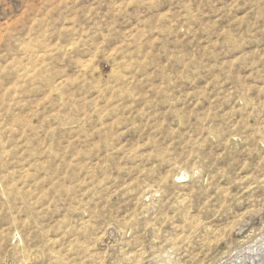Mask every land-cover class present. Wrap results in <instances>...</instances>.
<instances>
[{"label": "rangeland", "instance_id": "374dc122", "mask_svg": "<svg viewBox=\"0 0 264 264\" xmlns=\"http://www.w3.org/2000/svg\"><path fill=\"white\" fill-rule=\"evenodd\" d=\"M0 264H264V0H0Z\"/></svg>", "mask_w": 264, "mask_h": 264}]
</instances>
